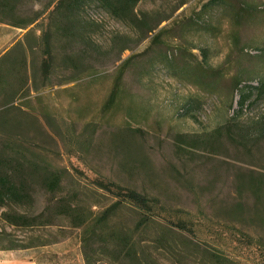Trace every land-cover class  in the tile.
<instances>
[{"label": "rangeland", "instance_id": "obj_1", "mask_svg": "<svg viewBox=\"0 0 264 264\" xmlns=\"http://www.w3.org/2000/svg\"><path fill=\"white\" fill-rule=\"evenodd\" d=\"M8 1L0 5V53L11 51L1 64L15 63L14 77L26 82L11 76L14 89L0 90V115L18 125L0 126V147L60 172V191L82 205L108 204L98 182H112L157 198L173 221L190 220L193 234L170 237L161 264H212L213 253L228 264H264V96H251L228 125L238 91L264 82V0H139L136 12L159 22L140 42L95 3L80 11L83 33L72 38L57 30L58 0ZM201 63L219 75L194 80L187 70ZM212 80L215 87L206 85ZM38 189L34 211L45 203ZM117 218L128 227L136 220L128 210ZM59 224L66 239L56 233L60 242L50 246L0 249V264H84L77 231Z\"/></svg>", "mask_w": 264, "mask_h": 264}, {"label": "trees", "instance_id": "obj_2", "mask_svg": "<svg viewBox=\"0 0 264 264\" xmlns=\"http://www.w3.org/2000/svg\"><path fill=\"white\" fill-rule=\"evenodd\" d=\"M221 1L210 0L206 5ZM8 2L3 0L0 5L7 9ZM138 2L139 0H58L53 10L60 18V23L56 24V27L61 35L72 38L80 36L83 33L79 23L80 11L86 4L95 3L126 27L136 30L137 42H140L149 36L159 22L150 25L146 14H138L136 12ZM32 22L13 25L26 28ZM50 38L51 31H48L43 36L44 53L48 54L51 60ZM158 38L159 34L155 35L152 42L155 43ZM125 49L122 47L120 51ZM10 51L0 56V90L2 91H12L14 85L9 78L18 75L15 63H7L6 60L1 64V60L9 58ZM124 65L120 67V73L123 72ZM24 67L25 65L20 69L24 70ZM49 67L50 62L43 61L42 73H47ZM184 68L187 69L186 66ZM198 69V71L194 70L190 66L187 73L194 80L202 79V73H207L206 77L210 75L216 78L219 75L218 70H207L208 68L202 63ZM14 80L20 82L18 78L14 77ZM23 80L20 83L26 82ZM117 83L118 81L108 98L107 102L110 104L114 102L120 90ZM239 84L240 81L234 78L230 87L238 90ZM206 85L215 87L217 83L212 80L206 82ZM253 95L255 98L264 96V82H258L257 86H244L238 91V110L235 111L228 125L238 119V114L242 112L246 101ZM0 121V126L5 131H12L18 127L7 115H0ZM10 132L7 134L11 135ZM61 180L60 172L47 169L35 161L26 160L14 145L4 144L0 147L1 250L39 248L60 242V239L55 237L56 233H59L58 235L63 239L67 238L63 231L65 227L59 224L60 222L64 223L67 229L77 231L78 250L84 264H161L159 255L166 250H172L170 237H185L184 233L192 235L194 232L190 220L173 221L163 214L166 210L157 198L124 188L116 183L98 182V187L111 195V201L102 206H85L78 200L77 194L60 191ZM35 187H39L38 190L43 191L45 196L44 206L39 211L33 210L38 197ZM123 210H128L135 217L133 227L119 222L117 215ZM53 229H56L55 233ZM149 230L153 231L152 238L146 236ZM18 231L24 237L18 238L15 235ZM190 243L197 244L194 241ZM151 247L154 249L151 250ZM209 257L212 264L230 263L217 253Z\"/></svg>", "mask_w": 264, "mask_h": 264}, {"label": "crops", "instance_id": "obj_3", "mask_svg": "<svg viewBox=\"0 0 264 264\" xmlns=\"http://www.w3.org/2000/svg\"><path fill=\"white\" fill-rule=\"evenodd\" d=\"M7 49H8V48H6L5 50H7ZM5 50H4V51H5ZM4 51H2V52L0 53V56L4 54ZM8 51H9V50H7L6 52H8ZM2 53H3V54H2Z\"/></svg>", "mask_w": 264, "mask_h": 264}]
</instances>
